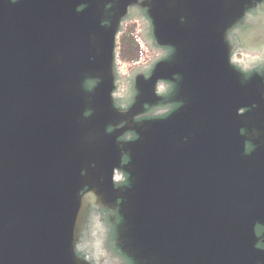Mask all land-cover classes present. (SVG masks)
Here are the masks:
<instances>
[{"label":"water","instance_id":"1","mask_svg":"<svg viewBox=\"0 0 264 264\" xmlns=\"http://www.w3.org/2000/svg\"><path fill=\"white\" fill-rule=\"evenodd\" d=\"M261 2L0 0V264H93L100 209L130 264H264V83L229 44ZM131 8L168 54L121 107Z\"/></svg>","mask_w":264,"mask_h":264},{"label":"flooded vegetation","instance_id":"2","mask_svg":"<svg viewBox=\"0 0 264 264\" xmlns=\"http://www.w3.org/2000/svg\"><path fill=\"white\" fill-rule=\"evenodd\" d=\"M132 20H143L148 26L147 20L139 9L131 8L128 10V18L124 21L125 25ZM229 44L233 49L231 54L232 63L246 75L257 73L264 83V0L245 14L241 25L239 24L231 30L229 33ZM152 50L157 52L156 59L168 54V51L155 49L153 46ZM156 59L154 58V61ZM154 61L147 63L138 70L147 73ZM129 78L125 93H123L124 95L117 100V104L121 107H126L130 102ZM119 81L120 77L118 76L116 81L117 90L119 89ZM158 93L161 95L167 94L168 85L160 83L158 85ZM132 138L130 134L124 137L125 140ZM125 180V174L117 171L114 178L115 185L120 186L125 183ZM90 220L93 221V226L97 228L98 237L97 244L90 248L89 252L93 264H130L127 260L118 256L110 247L112 228L110 218H108V212L102 209L94 210L90 213ZM260 230L258 227L257 232ZM80 250L84 252L85 248L81 247Z\"/></svg>","mask_w":264,"mask_h":264},{"label":"rangeland","instance_id":"3","mask_svg":"<svg viewBox=\"0 0 264 264\" xmlns=\"http://www.w3.org/2000/svg\"><path fill=\"white\" fill-rule=\"evenodd\" d=\"M129 23H132L135 25V34L141 43V53H140L138 60L131 61V60L120 59L118 51H117V56H118L117 72H118V75L124 79L130 77L135 72L136 68H141L145 66L147 63H149L150 61H152L154 58L157 57V52L152 50V47L147 46V43H146V40L143 34L142 20H136V21L132 20ZM125 26H124V29H125Z\"/></svg>","mask_w":264,"mask_h":264},{"label":"trees","instance_id":"4","mask_svg":"<svg viewBox=\"0 0 264 264\" xmlns=\"http://www.w3.org/2000/svg\"><path fill=\"white\" fill-rule=\"evenodd\" d=\"M141 53V43L135 34V25L128 23L118 38V54L122 60H138Z\"/></svg>","mask_w":264,"mask_h":264}]
</instances>
